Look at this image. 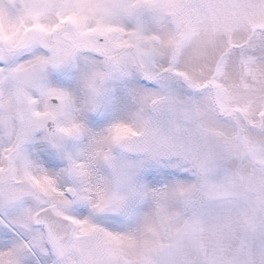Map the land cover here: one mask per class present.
<instances>
[{"label": "snow or ice", "instance_id": "6c2138e0", "mask_svg": "<svg viewBox=\"0 0 264 264\" xmlns=\"http://www.w3.org/2000/svg\"><path fill=\"white\" fill-rule=\"evenodd\" d=\"M0 264H264V0H0Z\"/></svg>", "mask_w": 264, "mask_h": 264}]
</instances>
